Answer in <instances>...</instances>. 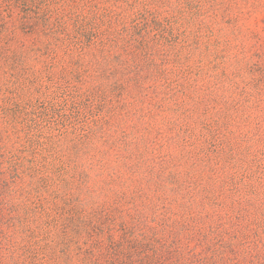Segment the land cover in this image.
I'll return each instance as SVG.
<instances>
[{
	"label": "rangeland",
	"instance_id": "1",
	"mask_svg": "<svg viewBox=\"0 0 264 264\" xmlns=\"http://www.w3.org/2000/svg\"><path fill=\"white\" fill-rule=\"evenodd\" d=\"M103 31L126 38L104 48ZM129 154L242 178L264 208V0H0L3 245L45 244L48 217L104 201Z\"/></svg>",
	"mask_w": 264,
	"mask_h": 264
},
{
	"label": "trees",
	"instance_id": "2",
	"mask_svg": "<svg viewBox=\"0 0 264 264\" xmlns=\"http://www.w3.org/2000/svg\"><path fill=\"white\" fill-rule=\"evenodd\" d=\"M124 38L103 31L95 39L117 48ZM124 47L115 72L136 59L133 41ZM133 156L117 157L124 171H102L95 192L104 201L69 203L48 217L45 244L5 246L0 229V264H264V208L252 210L242 178L207 185L177 165ZM6 205L0 194V220Z\"/></svg>",
	"mask_w": 264,
	"mask_h": 264
}]
</instances>
